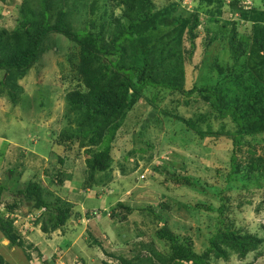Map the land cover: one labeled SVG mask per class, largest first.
<instances>
[{"label": "rangeland", "instance_id": "374dc122", "mask_svg": "<svg viewBox=\"0 0 264 264\" xmlns=\"http://www.w3.org/2000/svg\"><path fill=\"white\" fill-rule=\"evenodd\" d=\"M236 1L247 3V8L264 9V0H158V5L165 7L168 3H175V8L186 5L188 12H192L195 4L201 14V22L196 30L199 38L193 57H188V37L182 40L187 67L184 80L180 82L182 86L188 90L201 85L218 87L225 92V105L238 104L244 108L248 88L243 75H247L255 62L264 69V64H259L260 52L257 47L249 42L242 63L232 73L235 60L230 58L224 43L216 41L206 55L202 45L207 37V25H215L213 22L219 21L215 18L222 16L220 11L224 18H230L233 13L229 3ZM22 2L0 1V28L12 29L16 26ZM94 3L103 11L101 20H95L98 24L96 31L110 30L105 24L106 13L115 7L114 0H83L78 19H89ZM114 9L116 13L120 11V8ZM234 15L233 18H240ZM250 15L245 18L241 16L243 19L239 25V31L246 35L254 34L258 28L255 26L259 24ZM228 39V35L222 36L224 42ZM108 40L104 36L101 42L107 43ZM137 44L142 50L154 49L146 41ZM134 46L130 43L125 45L130 51ZM77 54L75 43L63 36L51 35L42 46L39 63L20 81L23 88L13 90L16 101L5 95L0 96V182L6 185L0 210L13 202L15 191L26 186L30 180L41 184L48 201L61 200L75 206L66 226L57 229L45 224L47 213L41 216L42 210L34 209L32 214L36 218H26L24 224L22 247L13 246L6 251L4 245L9 241L0 231V254L6 260L10 259L13 264H102L101 260L107 259L104 249L108 253L139 257V264H171L168 261L172 254V243L158 237L159 227L154 212L169 224L183 242L203 253L209 244L208 224H213L211 217L219 215L216 209L220 207L221 196L228 197L225 206L230 220H235V227L264 236V177L256 176L247 182V186H244V182H238L234 187L228 186L220 192L225 187L222 170L227 171L226 166L233 152V143L227 135L235 130L231 119L220 120L213 116L211 122L222 135L200 139L185 123L165 114L166 110L172 115L180 114V111L186 119H190L196 118L200 112H211L208 102L198 95L188 98L175 92L168 96L170 90H160L158 87L147 89L142 96L132 97L128 108L110 124L114 129L112 165L107 171L97 173L96 184L86 189L89 181L85 148L78 153V142L72 143L74 146L71 150H65L63 145L55 143L66 125L70 126V132L77 133L79 121L84 118L83 111L73 112L65 98L66 93L78 87L80 82L73 77L77 73L73 67ZM216 62L225 66V71L220 72L215 68ZM157 75L170 82L178 80L172 74ZM3 76L4 72L0 70V79ZM43 89L49 91V99L41 92ZM17 97H20V103ZM152 101L158 108L152 106ZM65 118L70 122L66 123ZM203 126L206 127L205 124ZM259 139L252 136L244 138L239 148L238 162L264 158V136ZM76 153L79 155L76 156ZM59 155L67 157L64 165L58 162ZM9 169H15L13 176L8 173ZM58 171L63 174V186L55 180ZM174 171L187 174L195 185L190 184L185 188L176 185ZM9 176L13 179L11 182H7ZM119 202L136 211L129 213L118 208ZM27 208L24 203L22 211H27ZM15 213L11 216H15ZM125 215L127 218L124 220ZM94 239L100 240L103 248L97 246ZM40 243L45 248H39ZM154 247L160 249V254ZM218 247L223 249L220 244ZM258 252L264 253V248L246 257L232 251L225 258L212 257L210 261L211 264H264V254L256 256Z\"/></svg>", "mask_w": 264, "mask_h": 264}, {"label": "trees", "instance_id": "16d2710c", "mask_svg": "<svg viewBox=\"0 0 264 264\" xmlns=\"http://www.w3.org/2000/svg\"><path fill=\"white\" fill-rule=\"evenodd\" d=\"M114 1L115 7H111L110 12L106 13L107 22L105 23L113 24V26H106L112 32L110 30L103 32L96 31L98 24L95 20L97 18L101 20L103 12L96 3L91 5L92 16L87 20H80L78 18L83 9L80 6L83 5V0H23L16 26L12 29L0 28V70L5 75L0 79V96L5 95L15 102L16 96L13 90L18 91L23 88L20 81L24 80L29 71L41 60L42 46L46 39L51 35L63 36L78 47L77 61H74L73 65L77 73L73 77L80 80L78 87L69 90L65 98L73 112L83 111L84 118L79 121L77 133L70 132V126L66 125L58 134L56 138L58 141L55 140V143L63 145L65 150H71L72 143L78 142V153L81 152L80 149L85 148L89 181L86 189H91L96 184L97 173L107 171L112 165L114 138V129L110 126L112 121L128 108L132 97L142 96L147 89L158 87L160 90H170L168 96L179 92L188 98L198 95L208 102L211 112H200L196 118L186 119L180 111V114L175 115L167 110L165 112L168 117L172 116L176 121L185 123L189 130L200 136V139L222 135L211 122L213 116L220 120L231 119L235 130L227 135L233 143V152L226 166L227 171L222 170L225 176L221 178L225 187H222L220 192L228 186L234 187L238 182H244V186H247V182L256 176L264 177V158L238 162L239 148L244 143V138L252 136L258 140L262 135L264 136V69L255 62L247 75H243L246 77L244 84L248 88V93L244 97V108L238 104L225 105V92L218 87L201 85L194 86L190 90L185 89L180 83L184 80V71L187 68L184 63L182 40L188 37L186 39L190 43L188 57H193L197 48L196 40L199 38L196 30L201 22L198 5L193 4L194 10L188 12L186 5L175 8V3H168L165 7H160L158 0ZM229 7L231 13L240 18H233V15L230 18H224L223 12L220 11L222 16L215 18L220 22L208 19L215 25L206 27L207 37L202 43L205 47V55L216 41L224 43L230 58L235 60V68L232 72L234 73L237 66L242 63L244 53L251 42L260 52L259 64L263 65L264 9L247 8V3L240 4L237 1L229 3ZM114 8H120V11L116 13ZM107 10L104 11L107 12ZM246 15L253 16L254 21L259 23L255 26L258 28L252 35L239 31L242 17L245 18ZM211 19L214 18L211 16ZM229 24L230 26H227ZM223 35L229 36L228 41L222 40ZM104 36L109 40L102 44ZM140 41L151 43L154 49L151 47L149 50L139 49L137 43ZM126 43L136 46L130 51L128 47H125ZM106 59L108 60L105 61ZM214 67L220 72L225 71V66L221 64L217 63ZM165 73L172 74L178 80L170 82L157 75ZM226 76L227 74L224 77ZM41 92L49 99L48 90L43 89ZM19 98L17 97L18 103L21 100ZM151 104L158 108L154 101ZM65 119L67 123L69 119ZM204 124L206 127L203 126ZM78 153L76 156L79 155ZM57 158L61 165L67 161V157L62 155ZM8 173L13 176L15 169H9ZM173 174L176 185L184 188L189 187L190 184L195 185V181L189 179L187 174L181 175L177 171ZM19 177L20 175L17 176L18 179ZM11 178L9 176L7 182H11L13 180ZM63 178V174L58 171L55 180L60 186H63ZM5 186L0 182V207L3 204L2 194L6 190ZM44 195L41 184L30 180L26 186L15 191L13 202L4 205L3 210H0V231L12 246H24L22 228L29 215L35 216L32 214L34 209L42 210L41 216L47 213L46 225L51 224L54 229L66 226L75 210L73 203L61 200L48 201ZM220 199V207L216 209L219 215L211 217L213 224H208L209 244L203 253L195 251L193 245L183 242L169 224L162 221L161 217L154 212V218L159 227L158 237L172 243L169 263L211 264L212 257L225 258L232 251L240 257H246L249 253L264 248V236L244 232L242 228L235 227V220H230L225 206L228 197L221 196ZM24 203L31 210L27 208V211H22ZM118 208L127 210L129 213L136 211L122 202H119ZM115 210L117 211V208ZM18 211L21 219L16 223L17 218L12 217L11 214ZM93 214L94 212L89 216ZM126 218L127 215L123 216L124 220ZM93 242L103 248L100 240L94 239ZM219 244L223 249L216 248ZM154 250L160 254L159 248L154 247ZM103 253L107 259H102V264H139V257L130 258L122 254L108 253L104 249ZM263 254L258 252L256 256ZM0 264H7L2 254H0Z\"/></svg>", "mask_w": 264, "mask_h": 264}, {"label": "crops", "instance_id": "0c3cea01", "mask_svg": "<svg viewBox=\"0 0 264 264\" xmlns=\"http://www.w3.org/2000/svg\"><path fill=\"white\" fill-rule=\"evenodd\" d=\"M36 235V234H35ZM42 243H40V245L38 246L39 248H45V246H43V245H41ZM13 246L10 244V242H9V244H7V245H4V249L6 250V251H9V250H11V248H12ZM16 250V249H15ZM4 256V255H3ZM5 257V256H4ZM5 259H6V257H5ZM26 262V261H25ZM7 264H13L12 263V261L10 260V259H7Z\"/></svg>", "mask_w": 264, "mask_h": 264}, {"label": "built area", "instance_id": "2783aa9c", "mask_svg": "<svg viewBox=\"0 0 264 264\" xmlns=\"http://www.w3.org/2000/svg\"><path fill=\"white\" fill-rule=\"evenodd\" d=\"M14 215V214H13ZM15 217L17 218V220H16V223L21 219V215L20 214H18V212H16L15 213ZM35 218V217H33V216H31V215H29L27 218ZM19 219V220H18ZM25 221H27V219H25ZM24 230V226H23V228H22V231Z\"/></svg>", "mask_w": 264, "mask_h": 264}, {"label": "clouds", "instance_id": "9594fccd", "mask_svg": "<svg viewBox=\"0 0 264 264\" xmlns=\"http://www.w3.org/2000/svg\"><path fill=\"white\" fill-rule=\"evenodd\" d=\"M19 212V211H18Z\"/></svg>", "mask_w": 264, "mask_h": 264}]
</instances>
